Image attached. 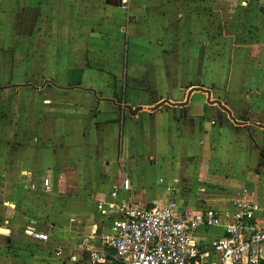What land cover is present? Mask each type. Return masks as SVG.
<instances>
[{
    "label": "crops",
    "instance_id": "crops-1",
    "mask_svg": "<svg viewBox=\"0 0 264 264\" xmlns=\"http://www.w3.org/2000/svg\"><path fill=\"white\" fill-rule=\"evenodd\" d=\"M170 2L168 8L165 0H153L162 7L154 16L145 10L146 0H0V53L12 56L9 64L0 62V85L19 84L9 81L13 72L22 73L20 83L29 82L26 77L36 64L25 57L28 50H38L34 57L41 63L39 70L42 74L49 71L46 48L60 53L57 39L62 36L89 40L97 36L104 40V49L113 43L120 52L114 63L117 71H111L105 80L81 75V70L63 80L57 57L56 63L51 62L56 68L50 76L54 86H41L37 94L26 93L23 87V92L8 99V115L0 121V197L11 196L15 190L22 194L29 191L37 200L22 197V202L0 207V232L4 233L0 236V264H77L86 247L101 245L100 235L110 231L117 217L98 207L112 200L115 186L120 187L119 202L130 199L141 207H152L174 198L179 210H213L222 217L235 211L231 196L243 199L246 195L259 206L257 215L262 221L264 188L253 181L256 176L248 170L239 172L242 181L225 192L210 196L203 186L212 178L205 173L207 166L215 169L224 155L229 159L239 154L236 163L242 164L252 145L244 138L246 126L209 103L203 87L212 89L221 100L247 95L235 93L231 84V91L227 86L222 89L225 72L220 61L209 63L207 54L224 53L225 44L209 41L208 29H197L195 18L203 16L199 18L188 7L193 6V0ZM32 20L36 21L34 27ZM168 20L174 21V29L168 27ZM163 31L169 38L165 46L147 43L136 49L129 39L125 46L126 37L154 36ZM31 37L40 43L31 45ZM194 37L200 38L195 45ZM48 38L50 44H41ZM249 46L254 53L261 47ZM20 53L21 67L15 60ZM156 54L158 60L172 57L176 65L167 71L155 60ZM164 98L179 104L152 110ZM231 112L234 118L238 116ZM213 148L216 151L211 155ZM8 163L17 167L11 171ZM263 167L264 160L253 169ZM125 176L130 179V191L122 188ZM154 181L159 185L154 187ZM27 228L48 234V241L32 239L25 233ZM223 233L222 226L201 225L193 239L204 245ZM210 260L216 261V257L212 255Z\"/></svg>",
    "mask_w": 264,
    "mask_h": 264
},
{
    "label": "rangeland",
    "instance_id": "rangeland-1",
    "mask_svg": "<svg viewBox=\"0 0 264 264\" xmlns=\"http://www.w3.org/2000/svg\"><path fill=\"white\" fill-rule=\"evenodd\" d=\"M170 1L172 0H165V2H168L167 5L168 8L171 5V4L169 5ZM146 2L147 3L145 4V10L148 11L149 13L153 12V15L155 16L156 14L155 11L161 10L162 12V7L159 6L158 4L157 5L153 4V0H146ZM188 7L189 8L192 7V9L197 12L199 18L201 15L203 16L201 20L200 19L196 20L195 18V22L198 23V25L196 26L197 29L200 30L208 29L209 36L207 37V39L209 41L212 40L214 42V40L215 41L220 40L225 44L223 48V50L225 51L224 53L220 51L218 52L219 55L217 56V53H213L210 51L207 54L210 56L208 62L211 63V60L220 61L219 64L220 69L223 70V73L225 72L226 76L224 77V87L222 89L225 91V88H227L228 85L231 84L230 88H232L233 91L235 90V93L239 94L242 93L241 91H243V93L247 96L234 97L231 99L227 98L228 100H221L218 97L214 96L212 89H207L203 87V90L206 92L208 91L207 93L209 95L211 93L213 94V95L211 94L212 95L211 100H220L234 113L238 114V116L236 117L238 119L237 120L238 123L242 127L246 126L244 130L247 133H246V137L244 138L246 140H251L250 142L252 144L250 148H247L250 150V152L247 153L246 159L243 161L242 164L236 163V159L240 158V154H239L238 156L231 155L229 159H227V156L224 155L223 157H221L223 158L221 160V163L217 165L215 169L214 167L211 168L210 166H207L205 168L207 169L205 170L206 171L205 173L208 175L209 178L210 177L212 178L210 181L209 180L204 181L203 186L206 189H209L208 190L209 193H207L209 195L210 194L213 195L215 193L216 194L222 193V191L225 192L227 189L229 190L230 187L234 188L238 186L239 183L242 181L241 180L242 175L239 176V172L243 173L244 170H248V173L252 174L253 176H256L255 179H253V181L256 182L258 181L257 183H259L261 185V188L263 189L264 167L263 169H260V171L258 170L255 171V169L253 168H255V164H259L260 161L262 162V160H264V95L263 96L260 95V92L262 93L264 92V0H193V6L189 5ZM178 9H180L179 6ZM170 11L171 10L169 9V12ZM115 12L119 15L124 14L123 12H117V11ZM31 22H32V27H34V23L36 21L32 20ZM149 25H152V22L148 23V26ZM175 26L176 25L174 21L168 22V27L174 29ZM29 29L30 26H28V30ZM143 30L144 32H146V27L143 28ZM30 32L32 31L30 30ZM151 35L152 36L149 35L134 36L131 37L132 39L126 37L124 39L125 46L129 44L128 39L132 40L130 41V46L136 47V49H138V47L141 46L145 47V44L147 43L149 44L152 43L155 46L156 45L162 46L164 44L166 45L165 40H169V38L164 34V31L162 33L159 32L158 35L155 34L154 36L153 34ZM31 39H32V41L30 42L31 45H34L35 41L37 43H40L37 40H35L34 37H31ZM172 39L175 41V39L177 38L173 37ZM50 40L51 38H48L47 40L41 42V44L48 45L50 44ZM178 40L179 39H177L176 41ZM199 40H200L199 37H194L192 39V44L195 45L199 43ZM159 42H161V44ZM57 43L60 44V53L54 52L53 49H50V47L46 48L47 52L45 56H46V60L49 61V71L44 72V74H42V71L39 70L41 63L38 61V59L36 60V57H34L38 50H28L27 51L28 54H26L25 57L28 55V57H30L31 60H34V63L36 64V67L34 68L31 66L30 74H28L26 77V79L29 82L24 84L20 83V81L22 82L23 81L22 79H24L21 78L22 73L17 75L14 74L13 72L10 73V80L9 79L8 80L12 82L13 81L18 82L19 84L6 83L5 85H0V121L6 119L8 115L6 104L8 99L11 98L12 94H14L15 92H17L18 94L19 92H23L25 88L24 91L26 93L31 92L33 94H37L39 87L41 86L46 87L47 85H51V84L54 86V83L50 76H52L56 68L51 66L52 65L51 62L55 61L56 63L57 57H60V65L62 66V73H60V77H62L63 80L68 79L65 76H68L74 72L75 73L79 72L80 70H81V75H86V76L89 75L92 77L94 76L97 79H101V78L107 79L108 77H111V73L113 71L116 72L118 69L115 68L116 65H114V63H117L119 61L120 58H118V55L120 54V52L115 50V46L113 43L112 45H107L106 49H104L103 46L104 40H102V38L96 36L91 40H89L88 37L86 38L80 37L73 39L71 37L62 36L57 39ZM210 44H212V42H210ZM249 45H254V46L261 45V47L257 50V53H254L253 48H250L251 46ZM113 46L114 49H112ZM7 47L8 45L4 44V48ZM88 49H91V52ZM251 49L252 51H249ZM22 56L23 54L20 53V58H17L18 60L15 59L16 62L19 61L18 64L20 65V67H21ZM158 56L159 55L156 54L155 60L159 61L161 65L167 68V71L168 69H171L173 65H176V60L172 59V57L167 58L166 60L165 59L158 60L159 59ZM213 56H216V59ZM11 57H12L11 55L3 51L0 53V62H7L9 64ZM69 67L72 69H70ZM229 68H231V70L227 71ZM124 69L125 68L123 66L121 70ZM12 76L13 77L18 76L19 78L18 79L16 78L14 80ZM105 85L106 83L104 84V86ZM64 87L71 88L72 86H64ZM230 88L228 87V91H231ZM248 96L252 98L249 99ZM26 98H27L26 102L28 103V101H30L29 95ZM164 99L168 100L167 98ZM164 99L156 102L154 104V108L155 107L165 108L166 104L173 105L171 103L174 102L170 100H169L170 102H166L165 104L162 105L161 102H163ZM120 101H122V99H119V102ZM214 105L218 107V104H214ZM225 115L228 117L226 113ZM242 149L245 150L246 148L242 147ZM210 151L212 155V153L216 150L213 148L210 149ZM227 151H229L228 153H230V149H227L226 152ZM232 153L237 154L236 151L231 152L230 154ZM22 157L23 155L21 154L20 158ZM16 165L17 164H15V166ZM6 166L11 171L17 167V166L13 167L14 165L12 166L11 163L6 164ZM2 167L3 165L0 166V171ZM0 176H2L1 173ZM155 184L159 185L158 182L155 183L154 181V187H156ZM230 192H232V190H230ZM243 193L244 192H242V194ZM22 197L25 200L27 199L30 200L35 199V201L37 200L36 198H34L36 197V195L33 192L27 191L26 193L22 194V192L15 190L14 194L11 196L0 197V207H4L6 203H12L14 205L18 201H21V199H23ZM206 197L208 196L204 195V198ZM240 198L242 197L231 196L229 198V201H233L234 203V201H237ZM224 212L225 211H223V213ZM2 226L3 225H0V228ZM3 235L4 233L0 232V236Z\"/></svg>",
    "mask_w": 264,
    "mask_h": 264
},
{
    "label": "built area",
    "instance_id": "built-area-1",
    "mask_svg": "<svg viewBox=\"0 0 264 264\" xmlns=\"http://www.w3.org/2000/svg\"><path fill=\"white\" fill-rule=\"evenodd\" d=\"M122 188L130 191L125 176ZM119 186L111 193L102 213H116L109 232L100 235L99 247H86L77 264H264V215L259 206L243 199L234 201L235 211L222 217L213 210H179L174 198L163 206L141 207L118 199ZM222 226L224 233L209 244L197 245L193 234L199 226ZM32 239L47 242L48 234L27 228ZM62 254V249H60ZM216 257L212 261L211 256Z\"/></svg>",
    "mask_w": 264,
    "mask_h": 264
},
{
    "label": "water",
    "instance_id": "water-1",
    "mask_svg": "<svg viewBox=\"0 0 264 264\" xmlns=\"http://www.w3.org/2000/svg\"><path fill=\"white\" fill-rule=\"evenodd\" d=\"M194 89H195V88H192V90L189 92V96H190V94L194 91ZM208 99H209V101H210L212 104H218V106H219L222 110H224L226 113L229 114V116H230V118H231L232 120H234L235 122H237L236 118L233 117L231 110H230L225 104H223L220 100H211V99H212V95H211V94L209 95V98H208ZM166 102H170V101H169V100H164L163 102H161V104L163 105V104H165ZM171 104H173V105H178L179 103H171ZM156 108H157V107L152 108V110H154V109H156Z\"/></svg>",
    "mask_w": 264,
    "mask_h": 264
}]
</instances>
